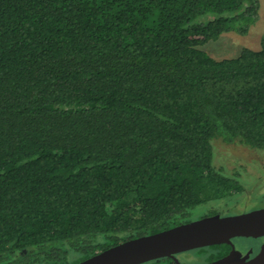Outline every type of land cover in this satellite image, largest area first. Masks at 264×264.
I'll return each instance as SVG.
<instances>
[{"label": "trees", "instance_id": "1", "mask_svg": "<svg viewBox=\"0 0 264 264\" xmlns=\"http://www.w3.org/2000/svg\"><path fill=\"white\" fill-rule=\"evenodd\" d=\"M258 11L257 0H0V264H77L229 216L243 188L214 150L264 149V36L231 59L202 47L245 33ZM229 251L191 252L210 263Z\"/></svg>", "mask_w": 264, "mask_h": 264}, {"label": "water", "instance_id": "2", "mask_svg": "<svg viewBox=\"0 0 264 264\" xmlns=\"http://www.w3.org/2000/svg\"><path fill=\"white\" fill-rule=\"evenodd\" d=\"M264 238V208L244 214L200 219L171 229L128 240L96 253L77 264H144L156 259L227 244L231 251L207 264H264V244L254 258L242 257L233 244L235 238Z\"/></svg>", "mask_w": 264, "mask_h": 264}, {"label": "rangeland", "instance_id": "3", "mask_svg": "<svg viewBox=\"0 0 264 264\" xmlns=\"http://www.w3.org/2000/svg\"><path fill=\"white\" fill-rule=\"evenodd\" d=\"M257 1L258 14L245 33L240 30L229 31L217 41L207 43L202 49L216 60L235 58L245 48L258 50L264 36V0ZM213 15L209 13L198 20L207 22L212 20ZM214 151V165L224 168L225 174L234 176L243 188L241 193L225 202L222 210L232 216L264 208V149L218 143ZM201 209L197 212L202 213ZM235 245L239 252L251 253L260 247L261 240L242 237L235 241ZM179 260L181 264H206L205 257H198L194 252L180 255Z\"/></svg>", "mask_w": 264, "mask_h": 264}, {"label": "flooded vegetation", "instance_id": "4", "mask_svg": "<svg viewBox=\"0 0 264 264\" xmlns=\"http://www.w3.org/2000/svg\"><path fill=\"white\" fill-rule=\"evenodd\" d=\"M261 209V208H260ZM237 239H239V238H235V239H233V244L235 245V241L237 240ZM259 240H261V245H260V247L257 249V250H254L253 252H251V253H242V252H240L241 253V256L242 257H246L247 255L249 256V258L248 259H251V258H254L255 256H257L260 252H261V250H262V248H263V244H264V238H259ZM235 248H236V250L237 251H239L238 250V247H236V245H235ZM194 251V250H193ZM230 251H231V247H230ZM229 251V252H230ZM189 252H191V251H189ZM228 252V253H229ZM186 253H188V252H185V253H181V254H177V255H175L174 257L176 258V259H178V261L181 263V261L179 260L180 259V255H183V254H186ZM227 253V254H228ZM226 254V255H227ZM226 255H224V256H226ZM224 256H222V257H224ZM221 257V258H222ZM169 259H172L173 261H174V263L176 264V262H175V260L173 259V258H169ZM220 259V258H219ZM156 260H158V259H156ZM154 261V260H153ZM151 262V261H150ZM148 263V262H147ZM145 264V263H144ZM207 264V263H206Z\"/></svg>", "mask_w": 264, "mask_h": 264}]
</instances>
